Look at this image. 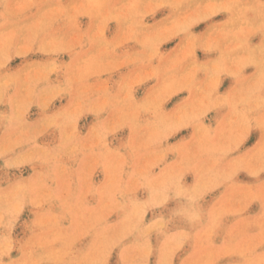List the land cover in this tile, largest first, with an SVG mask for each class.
I'll use <instances>...</instances> for the list:
<instances>
[{
	"label": "clouds",
	"instance_id": "clouds-1",
	"mask_svg": "<svg viewBox=\"0 0 264 264\" xmlns=\"http://www.w3.org/2000/svg\"><path fill=\"white\" fill-rule=\"evenodd\" d=\"M0 264H264V0H0Z\"/></svg>",
	"mask_w": 264,
	"mask_h": 264
},
{
	"label": "rangeland",
	"instance_id": "rangeland-1",
	"mask_svg": "<svg viewBox=\"0 0 264 264\" xmlns=\"http://www.w3.org/2000/svg\"><path fill=\"white\" fill-rule=\"evenodd\" d=\"M223 17H222V15L221 16H217L215 19H222ZM204 27V25H199V26H197V31H199V30H201L202 28ZM171 46V44H167V45H165L164 47H170ZM197 55L198 56H200L201 58H203L202 57V54L200 53V52H198L197 53ZM16 61H14L13 63H15ZM249 71H250V69H249ZM227 83H228V81L226 80L225 82H224V86H226L227 85ZM224 86H222V88H221V90H223V87ZM88 120H91V117H88ZM254 139H255V133L253 134V136L249 139V141L247 142L248 143V145H251V143H253L254 142ZM240 178L241 179H246V177H245V175L243 174V173H241L240 174ZM186 179L187 180H191V177L189 176V177H186ZM255 205H253V210H255ZM147 218V217H146Z\"/></svg>",
	"mask_w": 264,
	"mask_h": 264
}]
</instances>
